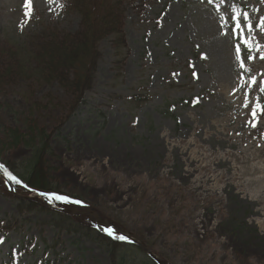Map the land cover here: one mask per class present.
Segmentation results:
<instances>
[{"label": "rangeland", "instance_id": "rangeland-1", "mask_svg": "<svg viewBox=\"0 0 264 264\" xmlns=\"http://www.w3.org/2000/svg\"><path fill=\"white\" fill-rule=\"evenodd\" d=\"M56 6L32 0L29 18L25 0H0V52L22 47L45 27L77 32L79 17L56 19ZM237 11L248 13L253 45L264 46V29L256 28L264 0H123L122 34L116 45L112 36L99 43L93 81L79 105L72 91L36 80L34 66L16 59L25 73L0 82V165L27 176L36 155L32 143L45 144L44 189L72 199L66 205L90 208L65 218L0 194V264H152L143 248L167 264H264V240L251 229L264 222V212L260 220L256 206L237 202L225 189L233 182L264 211V116L256 128L247 123L255 97L264 102L258 91L264 60L259 52L254 60L245 54L249 71L239 66L235 45L243 41L232 34ZM5 62L11 61L0 57L2 73ZM242 73L257 78L247 109L241 107ZM138 96L141 102L129 100ZM191 159L209 166L200 176L212 183L201 193L181 175ZM220 162L230 174L216 167ZM216 176L223 181L213 183ZM90 209L112 225L113 239L117 229L142 248L99 242ZM214 212L217 217L209 215ZM197 217L209 219L211 236L204 229L198 239L190 236L187 227ZM225 239L238 247L224 248Z\"/></svg>", "mask_w": 264, "mask_h": 264}, {"label": "trees", "instance_id": "trees-1", "mask_svg": "<svg viewBox=\"0 0 264 264\" xmlns=\"http://www.w3.org/2000/svg\"><path fill=\"white\" fill-rule=\"evenodd\" d=\"M78 3L79 6L74 5V7L75 11L80 12L82 16V28L76 34H42L33 44L26 47L25 53L16 54L12 50L7 51V48L1 50L0 57L8 58L11 62H5L1 66L3 73L0 71V82L9 83L19 78V73H25L16 62L17 58L24 57L27 62L23 65L31 68L34 66L33 72L36 80H41L44 84L57 82L63 89L73 92L77 98L76 104L83 103V95L90 88L88 85L93 81L95 66L99 58L98 42L108 34L120 32L122 17L118 4L113 5L108 0H90L88 3L79 0ZM44 134L43 136L39 134L42 142L46 139ZM32 144L36 149V155L27 167V176L26 174L19 175L10 165L4 164L6 171L21 181L20 184H15L17 192L22 195L33 191L45 194L60 193L50 190L51 186L44 189L41 156L45 144L42 145V149ZM29 204L32 205V203ZM90 230L96 234L99 242L113 246L114 243L93 229ZM107 240L109 243H106Z\"/></svg>", "mask_w": 264, "mask_h": 264}, {"label": "snow or ice", "instance_id": "snow-or-ice-1", "mask_svg": "<svg viewBox=\"0 0 264 264\" xmlns=\"http://www.w3.org/2000/svg\"><path fill=\"white\" fill-rule=\"evenodd\" d=\"M48 2L51 4L54 3L55 0H48ZM31 5H32V0H25V8H26L25 15L29 18L31 17ZM232 19L235 20V24L232 27V34L237 37L238 41L241 40L243 41V47L239 42L235 45V52L237 55L239 66L242 69H244L245 72H247L249 70L245 64V58H244L245 54H247L248 60H254L256 59L255 53L259 52L260 53L259 58L264 60V51H261L262 47L264 46H262L259 42H256L255 45H253V37L250 35L253 32V25L250 21L248 13L246 12L240 13L239 11H237V13ZM242 20L245 21L247 25L248 35H245V26L244 24L241 23ZM222 27L224 26L222 25ZM256 28L264 29V17L260 18L259 22L256 24ZM224 34L228 35V32L225 31ZM202 58H206V57L203 56L202 54ZM196 75L197 74L194 72L193 76L196 77ZM241 79L246 80V85L240 86L241 88L244 89L243 92L244 101L241 107L247 109L249 107V104L252 103V101H250L249 98L250 90L252 89L253 86L257 84V78L255 76L245 77L242 73ZM238 90L239 89H234L232 94L235 95ZM258 91L259 93L264 94V81H261ZM198 101L199 98H196V102ZM261 116H264V102L261 101V96L258 95L255 97V102L252 103L251 113H250L251 118L247 122L248 125H250L252 128H256L257 124L260 122ZM0 168H3V165H0ZM6 174L8 175L9 179L14 181L15 183L17 184L21 183V181L17 179L16 176L12 175L10 172H6ZM24 186L27 187V185ZM54 199H58V200L67 199V197L54 196ZM110 234H111V230H110ZM117 239H127V238L123 236H117Z\"/></svg>", "mask_w": 264, "mask_h": 264}, {"label": "bare ground", "instance_id": "bare-ground-1", "mask_svg": "<svg viewBox=\"0 0 264 264\" xmlns=\"http://www.w3.org/2000/svg\"><path fill=\"white\" fill-rule=\"evenodd\" d=\"M215 165H216L217 168L226 167L228 169L229 174L232 171V169L227 164H224L222 162L215 163ZM184 166L185 167L181 169L182 170L181 175H183V176L188 175L189 178H192L194 180V182H193L194 184H193L192 191H195L197 193H201L202 190H203V188H204V186H206L207 184L211 185L212 180H211V178L208 175H206V176H200V173L202 171H208L209 170V166L208 165H206L205 167H200V165L198 164V162H197L196 159H191L189 161V163L188 164H184ZM222 181H223V178L222 177L219 178V176H216V178L214 179V182L213 183H219V182H222ZM227 184L228 185H226V188L225 189L228 188V190L232 193L231 194V197L232 198H235L237 200V202H239V203H244L246 206H248V205L249 206L250 205L256 206L257 209L256 208H253L252 209L253 215H255V217H258L261 220V217L263 216L262 213L264 211L258 209L260 207L259 201L258 200H256V201H250L248 199H245L243 197V194L240 192L239 187L237 185H234V183L231 182V181L230 182L227 181ZM209 215H211L213 217H217V213L216 212L210 213ZM195 219L196 220L198 219L197 222H193L191 224L192 226L190 228L187 227V231H188V229L190 230V236L193 235L194 238H197L198 239L199 238V233H200V230L201 229H204L205 236H211V234H213L214 229L211 228L212 225L211 224H207L209 222V219L208 218L204 217L202 219V218H198L197 217ZM221 224L222 223H220L218 225L220 226ZM255 224L256 223H254V222L251 224L252 225L251 229L254 231V233H253L254 235L253 236L256 239L264 240V231L262 233L263 235H260V233L258 234V233L255 232V230L256 231H260V230H263L264 229V222H261V223L258 222V224H256V225ZM237 241H239V240H237ZM221 243L224 246V248L225 247H228V248H232V250H235V248H234L235 246L238 247L237 243H235L231 239H225V240L221 241ZM238 243L240 244V246H242L240 242H238ZM199 244H202V243H199ZM243 246H248L250 248L251 245H243ZM252 247L253 246H251V248Z\"/></svg>", "mask_w": 264, "mask_h": 264}]
</instances>
